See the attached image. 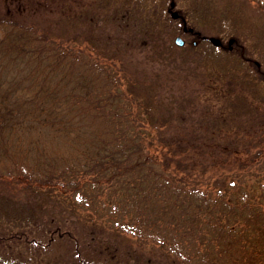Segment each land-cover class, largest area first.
I'll return each instance as SVG.
<instances>
[{
  "label": "rangeland",
  "instance_id": "1",
  "mask_svg": "<svg viewBox=\"0 0 264 264\" xmlns=\"http://www.w3.org/2000/svg\"><path fill=\"white\" fill-rule=\"evenodd\" d=\"M172 1L188 27L200 31L198 35L221 38L223 45L185 31L169 10ZM260 2L17 0L16 16L61 41L66 52L77 54L78 62L88 58L113 65L106 68V77L114 74L122 90L138 88V96L148 105L142 107L145 110L115 105L124 115L120 124L143 128L140 134L153 145L185 139L191 144L188 154L179 153L193 163L191 174L203 180L215 175L227 180L231 188L223 187L228 194L234 193V179L235 192L246 191L264 210V178L261 183L256 180L259 172L264 174V166L257 170L255 164L251 169L241 164L264 142V4ZM178 35L183 45L176 43ZM138 111L139 121L133 116ZM163 151L158 152L160 159ZM192 182L193 178L188 187ZM106 195L102 197L107 200ZM95 201L87 197L84 201L79 189L64 194L53 187L29 188L0 180V264H73L78 258L76 245L89 264L113 254L115 264H264V252L249 245L257 235H244L241 251L223 243L208 246L200 238V251L191 249L181 258L178 248L150 236L146 241L129 230L126 219L110 215L107 206L112 202ZM245 213H238L241 221ZM120 221L124 226H118Z\"/></svg>",
  "mask_w": 264,
  "mask_h": 264
},
{
  "label": "trees",
  "instance_id": "2",
  "mask_svg": "<svg viewBox=\"0 0 264 264\" xmlns=\"http://www.w3.org/2000/svg\"><path fill=\"white\" fill-rule=\"evenodd\" d=\"M16 2L0 0V180L29 188L53 187L64 194L79 189L84 201L87 197L115 203H108L110 215L126 219L129 230L146 241L150 236L178 248L181 258L191 249L200 251V238L208 246L223 243L241 251L242 237L250 234L257 235L250 240L251 248L264 252V210L259 203L246 191L235 192L234 179V193L228 194L223 187L231 188L227 180L191 174L193 163L183 156L191 144L185 139L153 145L140 134L143 128L120 124L124 115L115 105L148 109L138 88L122 90L114 74L106 77V68L113 65L88 58L78 62L77 54L66 52L61 41L21 23ZM184 19L180 13L176 20L184 25ZM192 28L187 32L209 40ZM140 112L133 114L137 121ZM157 135L161 137L158 128ZM257 149L241 163L244 168L264 166V142ZM161 150H166L163 159ZM261 173L257 183L264 178ZM191 178L193 186L188 187ZM244 212L241 221L238 213ZM75 251L73 264H89L79 246ZM105 257L89 262L116 263L114 254Z\"/></svg>",
  "mask_w": 264,
  "mask_h": 264
},
{
  "label": "water",
  "instance_id": "3",
  "mask_svg": "<svg viewBox=\"0 0 264 264\" xmlns=\"http://www.w3.org/2000/svg\"><path fill=\"white\" fill-rule=\"evenodd\" d=\"M174 7H175V2L172 1V2H171V8H174ZM172 16H173L174 18H178V17L180 16V13H179L177 10H172ZM184 29L187 30L188 27L185 25V26H184ZM190 30H192V28H190ZM175 41H176V43H177L178 45H183V44H184V39L181 37V35H178V36L176 37ZM210 41H211L214 45H216V46H220V45H222V40H221V38H219V37H217V36H210ZM233 41H234L233 38H231V39L229 40V48H230V49L233 47V45H232Z\"/></svg>",
  "mask_w": 264,
  "mask_h": 264
}]
</instances>
